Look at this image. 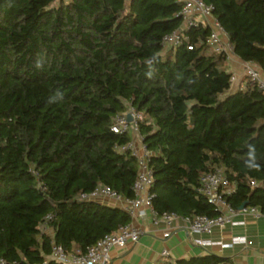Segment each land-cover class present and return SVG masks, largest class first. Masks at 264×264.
<instances>
[{"label": "trees", "instance_id": "obj_1", "mask_svg": "<svg viewBox=\"0 0 264 264\" xmlns=\"http://www.w3.org/2000/svg\"><path fill=\"white\" fill-rule=\"evenodd\" d=\"M0 0V259L61 264L52 244L85 251L131 223L118 206L76 196L106 185L133 197L137 159L112 130L129 106L143 115L152 151L154 210L179 216L219 212L198 189L224 168L226 196L264 212V93L231 90L227 59L206 40L209 27L164 50L181 25L177 0ZM227 33L232 53L264 73V0H202ZM192 47L189 49L188 47ZM260 167H245L248 145ZM35 172V173H34ZM250 179L262 181L251 188ZM52 214V234L40 223ZM176 264H225L206 254ZM162 264H171L166 261Z\"/></svg>", "mask_w": 264, "mask_h": 264}, {"label": "built area", "instance_id": "obj_2", "mask_svg": "<svg viewBox=\"0 0 264 264\" xmlns=\"http://www.w3.org/2000/svg\"><path fill=\"white\" fill-rule=\"evenodd\" d=\"M177 1L182 3V9L178 14L181 18V25L178 29L163 37V49H174L181 45L183 41H186L188 37L184 33L185 29L198 26L209 27L210 34L207 37L206 44L214 52L224 53L226 59L229 60L233 54L232 49L226 31L213 16V6L202 0ZM188 48L192 49L190 46ZM230 73L231 87H235V90H246L248 84H255L264 93V73L253 62L241 60L239 69L232 70ZM128 116H130V121L128 120ZM142 119V113L129 106L125 112L115 115L112 124V130L115 133H128L130 136V141L121 147V150H128L137 159L138 172L133 183L134 196L129 198L109 186L99 185L90 192L79 193L76 196L77 200L96 201L103 204L113 202L126 211L131 216L132 221L151 216L154 224H165L166 230L162 235L164 238L170 236L172 230H174L172 227L173 222L177 219L183 221L190 232L208 234L216 226L222 227L227 223H231V218L236 212L251 213L255 216L264 215V212L255 205H247L242 210H236L227 203L226 196L234 191L235 183L228 178L222 167H215L205 172L200 178L198 189L215 207V210L219 212L218 216L209 217L204 214H194L183 217L168 212L158 214L152 205L154 195L150 192V187L153 184V175L149 166V160L153 153L143 144V136L140 133L139 125ZM261 184L262 181L256 179L249 180L251 188L258 187ZM52 219V214L45 216L39 226V235L48 231ZM132 221L128 225L120 226L114 232L105 234L94 244L87 246L83 252L76 247L67 250L62 245L53 243L48 259L61 264H111L113 249L125 247L128 243L138 242L140 236L144 233L143 229L135 226ZM233 242L251 244V241H247L244 237L239 236L234 237ZM196 243L202 246L209 244L207 240H197ZM230 245L229 243L221 244L222 247ZM161 256L168 259L170 254L166 249H163ZM169 262L176 264V262L171 260ZM0 264H4L3 259H0Z\"/></svg>", "mask_w": 264, "mask_h": 264}, {"label": "crops", "instance_id": "obj_3", "mask_svg": "<svg viewBox=\"0 0 264 264\" xmlns=\"http://www.w3.org/2000/svg\"><path fill=\"white\" fill-rule=\"evenodd\" d=\"M240 65L241 59L234 54L227 60L228 72L238 70ZM107 205L117 206L113 202H108ZM132 223L141 227L144 233L138 242L113 249L111 264H162L169 260L175 262L178 259L206 254L226 258L232 264H264V215L236 212L231 223L222 227L216 226L208 234L190 232L185 223L177 219L172 225L174 230L166 238L162 236L166 230L165 224H154L151 216L133 220ZM46 234H52L51 227ZM237 236L244 237L251 244L234 243L233 239ZM197 240H207L209 244L198 245ZM223 243L231 245L222 247ZM163 249L169 252V260L161 256Z\"/></svg>", "mask_w": 264, "mask_h": 264}, {"label": "clouds", "instance_id": "obj_4", "mask_svg": "<svg viewBox=\"0 0 264 264\" xmlns=\"http://www.w3.org/2000/svg\"><path fill=\"white\" fill-rule=\"evenodd\" d=\"M244 164L245 167L250 171L256 170L260 167V165L257 163V151L255 145H248L247 159L245 160Z\"/></svg>", "mask_w": 264, "mask_h": 264}, {"label": "water", "instance_id": "obj_5", "mask_svg": "<svg viewBox=\"0 0 264 264\" xmlns=\"http://www.w3.org/2000/svg\"><path fill=\"white\" fill-rule=\"evenodd\" d=\"M128 120L130 121V116H128ZM247 205H249L248 201H244L239 207V210H242L243 208H245Z\"/></svg>", "mask_w": 264, "mask_h": 264}, {"label": "rangeland", "instance_id": "obj_6", "mask_svg": "<svg viewBox=\"0 0 264 264\" xmlns=\"http://www.w3.org/2000/svg\"><path fill=\"white\" fill-rule=\"evenodd\" d=\"M58 1H59V0H57V1H56V3H58ZM227 67H228V66H227ZM231 90L233 91V90H234V88H233V87H231L230 91H231Z\"/></svg>", "mask_w": 264, "mask_h": 264}]
</instances>
